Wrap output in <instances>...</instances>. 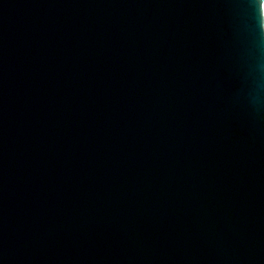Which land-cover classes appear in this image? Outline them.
I'll return each mask as SVG.
<instances>
[{
    "label": "water",
    "instance_id": "water-1",
    "mask_svg": "<svg viewBox=\"0 0 264 264\" xmlns=\"http://www.w3.org/2000/svg\"><path fill=\"white\" fill-rule=\"evenodd\" d=\"M0 264H264V0H0Z\"/></svg>",
    "mask_w": 264,
    "mask_h": 264
}]
</instances>
